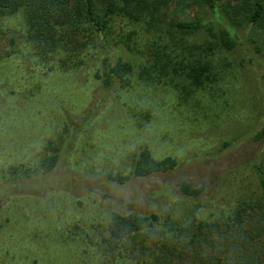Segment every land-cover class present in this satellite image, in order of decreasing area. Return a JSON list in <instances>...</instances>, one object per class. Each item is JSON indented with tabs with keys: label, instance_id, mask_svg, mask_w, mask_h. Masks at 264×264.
<instances>
[{
	"label": "trees",
	"instance_id": "trees-1",
	"mask_svg": "<svg viewBox=\"0 0 264 264\" xmlns=\"http://www.w3.org/2000/svg\"><path fill=\"white\" fill-rule=\"evenodd\" d=\"M172 1L0 0V18L17 22L21 38L36 64L50 73V81L58 72L91 66L92 76L105 87L113 82L123 89L134 83L163 86L177 100L174 110L184 112L187 108L181 105L197 104L201 92L213 90L223 79L224 63L218 54L235 45L237 28L264 26V0H191L210 18L188 20L169 16ZM211 18L220 25L218 33L213 32ZM199 33L209 39L193 40ZM167 118L175 125L184 124L187 117L182 113L179 121L168 114ZM150 124L151 130L144 134L157 139L162 135L161 140L173 127L168 128L160 115ZM76 134L72 129L67 141L43 143L35 183L52 175L65 154L63 147L76 140ZM249 138L264 143V123ZM246 164L251 167L254 187L244 189L217 211L203 212L202 202L191 205L190 201L215 200L224 197L222 193L214 194L210 183L180 178L171 189L181 200L164 203L169 186L164 182L146 196L149 212L105 209L101 219H59L50 229L38 231L44 235L41 254L19 256L21 250L11 244L0 264H264V148L241 166ZM178 165L172 156L157 159L148 146L139 147L127 173L108 174L105 179L120 186L121 198L126 200L132 183L166 175ZM73 168L63 167L65 186L58 188L71 186ZM213 180L214 188L219 179ZM86 185L89 190L91 186ZM36 192L42 204V197L48 195L42 184ZM60 192L49 191L53 197Z\"/></svg>",
	"mask_w": 264,
	"mask_h": 264
},
{
	"label": "rangeland",
	"instance_id": "rangeland-1",
	"mask_svg": "<svg viewBox=\"0 0 264 264\" xmlns=\"http://www.w3.org/2000/svg\"><path fill=\"white\" fill-rule=\"evenodd\" d=\"M170 9L169 16L179 20L209 17L191 0H173ZM16 23L0 18V260H6L5 249L11 244L21 250L19 256L41 254L44 235L38 231L50 229L59 219H101L105 209L149 212L146 196L164 182L169 184L164 203L181 200L171 189L180 178L210 183L211 191L224 197L190 201L191 205L202 202L206 213L254 187L251 167L241 165L257 158L264 148V143L249 138L264 123V26L237 28L235 45L218 54L224 63L223 79L213 90L201 92L197 104L181 105L187 108L181 112L174 110L177 100L167 88L134 83L123 89L117 82L105 87L94 79L91 66L58 72L50 81V73L36 64ZM210 23L218 33L220 25L212 18ZM205 39H209L206 33L193 38ZM182 113L187 117L184 124L174 125L167 118L168 114L179 121ZM159 115L166 118L168 128L173 125L163 140L162 135L157 139L144 134ZM70 127L77 131V139L63 147V161L52 175L35 183L43 143L67 141ZM147 146L157 159L174 157L178 168L132 183L131 196L122 199V188L105 176L127 173L133 153ZM66 164L77 167L69 190L58 188L65 186ZM213 179H219L214 188ZM40 184L48 194L42 204L34 195ZM56 190H61L59 197H53Z\"/></svg>",
	"mask_w": 264,
	"mask_h": 264
}]
</instances>
